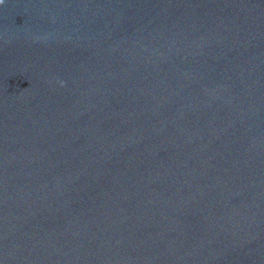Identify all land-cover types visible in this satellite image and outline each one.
Segmentation results:
<instances>
[{
	"label": "water",
	"instance_id": "95a60500",
	"mask_svg": "<svg viewBox=\"0 0 264 264\" xmlns=\"http://www.w3.org/2000/svg\"><path fill=\"white\" fill-rule=\"evenodd\" d=\"M0 264H264V0H3Z\"/></svg>",
	"mask_w": 264,
	"mask_h": 264
},
{
	"label": "clouds",
	"instance_id": "9594fccd",
	"mask_svg": "<svg viewBox=\"0 0 264 264\" xmlns=\"http://www.w3.org/2000/svg\"><path fill=\"white\" fill-rule=\"evenodd\" d=\"M3 2V0H0V3H2Z\"/></svg>",
	"mask_w": 264,
	"mask_h": 264
}]
</instances>
